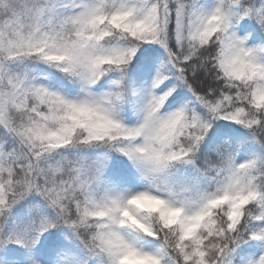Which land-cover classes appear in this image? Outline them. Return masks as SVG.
<instances>
[{
	"label": "snow or ice",
	"instance_id": "obj_1",
	"mask_svg": "<svg viewBox=\"0 0 264 264\" xmlns=\"http://www.w3.org/2000/svg\"><path fill=\"white\" fill-rule=\"evenodd\" d=\"M0 264H264V0H0Z\"/></svg>",
	"mask_w": 264,
	"mask_h": 264
}]
</instances>
